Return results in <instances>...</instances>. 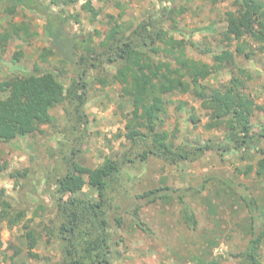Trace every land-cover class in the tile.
Wrapping results in <instances>:
<instances>
[{"label":"rangeland","instance_id":"rangeland-1","mask_svg":"<svg viewBox=\"0 0 264 264\" xmlns=\"http://www.w3.org/2000/svg\"><path fill=\"white\" fill-rule=\"evenodd\" d=\"M39 1L63 18L70 34L86 39L77 45L78 58L88 56V49L102 51L100 43L115 19L129 31L154 21L176 39L187 41L190 58L210 64L213 54L231 50L236 56V67L251 74L246 91L257 103L251 119L256 136L253 148L226 153L208 150L177 164L156 157L126 163L121 183L115 189V204L122 208L110 211L109 215L113 235L111 264H194L190 260L195 255L216 258L223 264H239L236 256L248 247L252 215L240 193L232 192L222 181L232 180L255 201L256 216L264 224V179L258 178L256 171L249 176L244 173L249 166L256 169L263 157L264 138L258 135L264 133V46L245 40L246 53L252 55L240 56L236 53L238 41L225 38L227 14L236 10L235 0H177L175 5L170 0H93V6L101 11L96 18L82 9L83 2L64 5L63 0ZM7 8L6 2L0 0V34L11 30L12 25L21 30L19 36L14 34V38L0 42V80L12 81L21 72H32L38 66L42 71H54L66 89L77 83L76 71L64 64L58 53L49 56L47 62L42 61L41 55L51 48L52 42L45 35L43 17L32 9L18 7L10 14ZM170 8L175 13H169ZM236 67L225 64L218 73L206 78V97L215 89L225 90L236 75ZM116 70V66L88 67L83 120L77 119L74 106L64 100L53 111V125L42 126L28 137L0 142V161L5 167L0 173V264H67L62 240L48 234V228L59 219L57 180L67 173L71 158L76 165L95 169L108 160H121L131 145L125 134L133 106L122 97L120 84L112 79ZM164 98L172 103L161 130L175 134L177 145L226 146L225 128H207L210 111L202 108L200 100L191 94H169ZM192 115L196 124L191 121ZM73 150L77 151L75 157ZM26 169V177H14ZM207 175L213 176V180L206 190L197 196H190L194 193L190 191L186 198L196 212V230L188 228L181 219L177 203L161 201L140 210V219L148 231L136 226L132 217L135 196L162 186L189 190L199 186ZM77 196L92 202L98 200L97 191L88 185ZM5 202L9 206L3 207ZM21 211L25 215L16 221ZM30 230L35 231L38 239L33 249L27 238ZM261 259L264 264V244Z\"/></svg>","mask_w":264,"mask_h":264},{"label":"trees","instance_id":"trees-1","mask_svg":"<svg viewBox=\"0 0 264 264\" xmlns=\"http://www.w3.org/2000/svg\"><path fill=\"white\" fill-rule=\"evenodd\" d=\"M8 5L7 13L14 14L18 7L32 9L39 13L46 22L45 35L51 39V48L45 49L41 55L43 62L49 56L58 53L66 65H70L77 73V83L68 89L58 80L52 70L42 71L36 66L32 72H21L12 81L0 80V142H10L39 132L42 126L53 125V111L64 100L75 108L77 119L83 120V108L86 105L88 83L85 77L88 67L98 69L104 65L116 66L112 76L114 82L120 84L122 97L132 103L126 139L131 144L121 160H108L95 169L76 165L74 158L66 174L57 180L56 198L59 210L58 223L48 228L50 236H57L63 242V253L67 264H111L112 226L110 211L122 208L115 204V189L121 183L123 165L134 163L136 159L146 162L150 157L162 159L170 164L191 161L208 150L217 149L223 153L233 150H245L256 145L251 119L257 108L254 96L247 92V81L251 74L244 68L236 67V56L231 50L213 54V63H204L192 59L187 54L188 43L184 39H176L158 22L149 21L140 24L133 31L124 27V23L116 20L106 38L100 43L102 51L88 49V56L77 57V45L85 41L79 34H70L64 20L58 14L49 11L39 0H4ZM93 0H63L64 5H77L83 2L82 9L94 18L101 14L93 6ZM175 5L177 0H170ZM235 11L227 14V30L225 38L238 41L237 55L250 57L246 53L245 40L264 46V0H235ZM169 13H175L171 8ZM123 14L120 15L122 17ZM25 29V28H24ZM21 27L11 26L5 34H0V42L20 35ZM88 43H91L89 38ZM19 59V55L16 56ZM237 68L225 90L215 89L206 97L207 90L203 81L210 75L218 73L224 65ZM106 84H109L106 81ZM191 94L200 100L202 108L210 111L211 121L207 128L224 127L227 139L226 146H215L205 143L198 147L177 145L175 134L161 130L168 115L170 103L166 95ZM191 121L197 123L194 115ZM264 131V128H263ZM264 138V133L259 134ZM1 153V150H0ZM77 151H72L75 157ZM263 157L258 161L256 169L249 166L244 172L250 175L254 171L258 178L264 179ZM5 170L0 161V173ZM29 170L18 172L17 177H26ZM213 176L207 175L197 187L177 189L162 186L148 190L135 196V208L132 217L136 226L143 231L148 228L140 219V210L158 202H175L180 207V216L186 226L196 230L199 222L196 212L187 201L190 196L201 195ZM222 183L232 192H239L252 215L250 240L247 249L238 254L239 264H263L261 248L264 244V224H260L255 213V201L239 190V185L232 180L223 179ZM88 185L97 191L95 202L80 198L77 194ZM208 204H212L208 200ZM9 206L7 202L3 207ZM18 212V220L24 217ZM117 218V221H120ZM30 249L38 244L35 231L27 232ZM194 264H223L219 259L206 255H195L190 260Z\"/></svg>","mask_w":264,"mask_h":264}]
</instances>
